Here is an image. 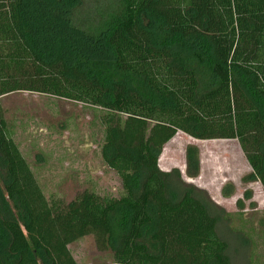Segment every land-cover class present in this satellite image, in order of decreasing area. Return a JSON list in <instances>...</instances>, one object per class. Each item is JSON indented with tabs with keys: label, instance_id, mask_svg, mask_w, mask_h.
<instances>
[{
	"label": "trees",
	"instance_id": "trees-1",
	"mask_svg": "<svg viewBox=\"0 0 264 264\" xmlns=\"http://www.w3.org/2000/svg\"><path fill=\"white\" fill-rule=\"evenodd\" d=\"M17 92L125 116L139 135L126 145L114 125L100 147L113 171L133 165L121 195L46 198L0 104V264H76L68 246L88 236L114 264H230L205 192L159 168L145 128L236 141L264 190V0H0V98Z\"/></svg>",
	"mask_w": 264,
	"mask_h": 264
},
{
	"label": "rangeland",
	"instance_id": "rangeland-1",
	"mask_svg": "<svg viewBox=\"0 0 264 264\" xmlns=\"http://www.w3.org/2000/svg\"><path fill=\"white\" fill-rule=\"evenodd\" d=\"M0 104L14 142L46 198L69 202L83 191L122 194L116 173L124 180L133 165L118 157L113 171L103 162L100 147L110 141L105 132L114 125L123 130L126 145L137 141V121L115 114L108 117L99 108L37 93L8 94L0 98ZM145 137L147 143L164 146L158 161L161 170L177 169L185 183L205 192L217 233L228 246L230 264H264V190L255 179L245 182L250 170L237 142L198 141L153 124L145 128ZM188 149L198 154L196 178L186 175ZM226 186L232 187L231 195L223 192ZM68 249L76 264H114L116 260L108 249L98 250L92 236Z\"/></svg>",
	"mask_w": 264,
	"mask_h": 264
}]
</instances>
